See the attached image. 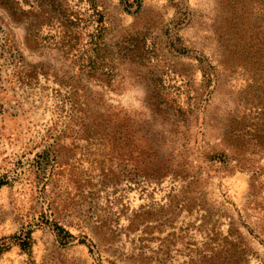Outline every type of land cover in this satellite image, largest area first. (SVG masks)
<instances>
[{
	"label": "rangeland",
	"instance_id": "rangeland-1",
	"mask_svg": "<svg viewBox=\"0 0 264 264\" xmlns=\"http://www.w3.org/2000/svg\"><path fill=\"white\" fill-rule=\"evenodd\" d=\"M58 1L85 13L97 8L104 16L105 53L115 77L111 85L84 81L92 110L129 114L146 136L144 142H152L161 155L178 159L190 149L189 165L205 166L209 172L202 171V189L181 193L176 206L168 207L169 191L150 186L142 192L127 184L131 163L117 164L99 151L92 164L93 145L66 141L62 160L68 165L56 178L44 183L34 168L28 179L0 190V238L8 237L0 264H264V176L254 175L264 172L262 0H143L138 11L136 6L127 10L121 0ZM31 3L20 0L19 20L0 4V25L10 30L27 62L68 80L77 66L55 38L49 39L56 37L55 31L44 28L49 36L39 46L26 44L28 29L39 21ZM200 59L213 75L209 86ZM181 78L197 98L191 100L194 110L188 119L179 123L154 109L152 96L175 93ZM14 95L12 90L4 94L5 110L0 108L1 170L10 166L21 145L32 149L24 160L37 158L42 147L30 141L28 118L42 123L50 117L44 112L49 100L36 102L38 96H31L23 107H13ZM240 116L245 117L244 168H236L232 159L204 163L205 154L231 155L233 148L224 143L223 134ZM199 191L204 194L203 213L183 211ZM143 211L152 212L151 229L146 240H139L144 222L136 233L127 227ZM216 221L218 233L209 229ZM102 222L107 225L99 227ZM54 223L72 236L59 233ZM22 229L32 230L28 249L13 238Z\"/></svg>",
	"mask_w": 264,
	"mask_h": 264
},
{
	"label": "trees",
	"instance_id": "trees-1",
	"mask_svg": "<svg viewBox=\"0 0 264 264\" xmlns=\"http://www.w3.org/2000/svg\"><path fill=\"white\" fill-rule=\"evenodd\" d=\"M121 1L127 10L136 6V11L140 10L143 3V0ZM0 4L9 10L10 17L14 20L21 18L20 0H0ZM31 7V12H35L33 18H38L39 21L27 31L25 37L27 46L37 47L49 36L45 34L44 28L55 31L56 37L51 35L49 39L55 38V43L65 50L67 59L70 58V61L77 66V71L74 75L68 76V80L63 77L59 79L49 73L50 68L27 62L16 46L10 30L0 25V108L5 110L3 96L12 90L16 97L13 99V107H23L29 103L26 100L31 96H38L36 102H43V99H46V102L49 100V106L44 112H49L48 115H50L48 120L42 123H35L28 118L31 124L28 127L29 132H33L30 141L35 142L36 147H42V150L36 153L37 158L24 160L28 154L32 153L30 151L32 149L29 150L27 144L21 145L20 150L14 154V160L10 162V166L0 169V190L14 182L28 179L27 174L34 168L43 176L44 183L56 178L60 174L59 171L68 165L62 160L64 152L62 143L66 141H72L73 144L77 141H86L93 145L96 149L93 153L96 156L94 155L95 159H92L90 163L98 161L97 155H101L99 151L113 154V156L108 155L109 160L116 159L117 164L118 162L131 163L130 179L127 184L136 189L140 188L142 192L150 189V186H153L154 190L169 191L165 200V205L168 207L176 206L181 193H189L190 189H202L201 185L204 183L202 171L206 169L205 166L196 169L194 165H189L186 160L190 158V149L180 152L178 159L174 158V155L165 157L152 142H144L146 136L141 132L140 125H136L135 119L129 114L120 111L99 115L97 111L92 110L93 98L87 93L88 86L84 81L96 80L99 83L111 85L115 77V67L108 62L105 53L106 26L102 13L97 8H91V13L82 12L78 8L77 10L67 9L58 0H32ZM259 11H261L260 20L264 29V0L260 4ZM200 62L202 66H205V68L202 67L203 76L205 83L209 86L212 84L213 75L202 59ZM49 76L53 78L50 79ZM177 81L181 89L175 93L153 95L152 105L156 110L168 112L172 118L181 123L180 121H186L187 115L194 110V102L191 100L197 96L193 94L188 80L181 78ZM48 89H51V94L47 92ZM244 122V116L238 117L231 122L228 130L223 134L224 143L228 148H233L231 155L226 151L219 154H205L202 161L213 163L215 160L232 159L236 162V168H244L246 165L243 158L246 152ZM20 126L23 127L22 124ZM11 133L14 135L15 132ZM258 173L254 175L264 176L263 171ZM117 177L120 182L124 179L121 175ZM91 185L92 180L88 179L87 187L92 188ZM160 186L165 187L160 189ZM203 195L200 192L199 196L188 198L190 203L183 211L196 215L203 213L205 209ZM151 215L150 211L134 214V217L129 219L127 230L136 233L139 230L138 223L144 222L145 227L140 230L139 240H146L148 230L151 229L149 224ZM216 224L217 221L214 222V227L209 229L218 233L220 230ZM106 225V222H102L99 227ZM54 226L59 233L65 232L66 236H72V233L62 225L54 223ZM229 231L231 232V229ZM13 238L17 240L21 248L28 249L32 242V230L22 229L21 233ZM7 239V236L0 238V250L6 248ZM81 242L86 243V239L83 238Z\"/></svg>",
	"mask_w": 264,
	"mask_h": 264
}]
</instances>
